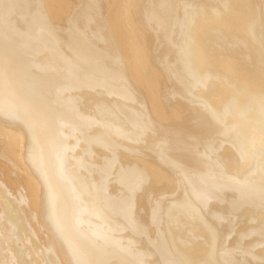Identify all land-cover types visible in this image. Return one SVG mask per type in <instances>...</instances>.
I'll return each mask as SVG.
<instances>
[{
    "label": "bare ground",
    "instance_id": "6f19581e",
    "mask_svg": "<svg viewBox=\"0 0 264 264\" xmlns=\"http://www.w3.org/2000/svg\"><path fill=\"white\" fill-rule=\"evenodd\" d=\"M0 156V264H264V0H0Z\"/></svg>",
    "mask_w": 264,
    "mask_h": 264
},
{
    "label": "water",
    "instance_id": "95a60500",
    "mask_svg": "<svg viewBox=\"0 0 264 264\" xmlns=\"http://www.w3.org/2000/svg\"><path fill=\"white\" fill-rule=\"evenodd\" d=\"M203 143L205 144V145H207V143H208V141L207 140H205V141H203ZM210 149L211 150H214V152L216 153V154H218V155H223L222 153V151H220L215 145H211V147H210ZM209 199H207L208 200V202H209V205H211V206H213L214 207V210L213 211H216V210H219V211H224V212H226V210H228L227 208H228V205H227V203H225V202H221V201H216V200H213L211 197H208ZM174 202H175V200L174 201H172V203L171 204H174ZM248 208L247 209H249V211L246 213L245 211H244V213H243V215L242 216H244V215H247L248 217H250V215H251V213H252V211H253V209L250 207V206H247ZM244 208V207H243ZM209 219H207V222H208V224H209V228H210V230L212 231V232H214V233H219L220 231H221V233H224V235L226 236H229V230H228V227H224L225 226V224H226V220L224 221V219H222V220H220V221H208ZM238 220H239V218H238ZM235 221L236 220H234V223H235ZM210 222V223H209ZM233 229H235V228H233ZM246 232H250V233H252V231L251 230H249V231H246ZM232 236H234V235H232L231 234V237ZM237 236V235H236ZM221 237H224L223 235H221ZM155 264H160L159 262H157V263H155ZM243 264H250L249 262H245V263H243Z\"/></svg>",
    "mask_w": 264,
    "mask_h": 264
},
{
    "label": "rangeland",
    "instance_id": "374dc122",
    "mask_svg": "<svg viewBox=\"0 0 264 264\" xmlns=\"http://www.w3.org/2000/svg\"><path fill=\"white\" fill-rule=\"evenodd\" d=\"M101 4V7L102 8H104L105 6L102 4V3H100ZM104 10V9H103ZM171 86H167V85H165V86H162V88H161V92H163V93H165V92H169V91H171ZM11 117L12 116H10V115H8L7 113L3 116V118H5V119H11ZM142 147V146H141ZM136 149H138V150H142L141 148H139V147H136ZM146 149V148H145ZM143 151V150H142ZM1 169H3V171H5V174H7L8 173V175L10 176V177H12V180H14V178L16 177V174L13 172V170H12V168H9L8 167V163H6V162H4V160L1 158V156H0V170ZM13 188L15 189V187H14V185H13ZM231 247V246H230Z\"/></svg>",
    "mask_w": 264,
    "mask_h": 264
}]
</instances>
